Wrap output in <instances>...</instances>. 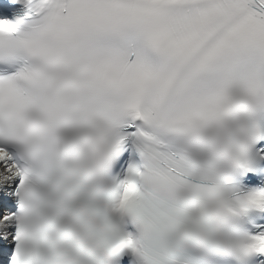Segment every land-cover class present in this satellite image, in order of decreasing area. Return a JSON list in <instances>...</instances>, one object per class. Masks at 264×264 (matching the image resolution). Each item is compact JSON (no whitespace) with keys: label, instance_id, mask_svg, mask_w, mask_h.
Segmentation results:
<instances>
[{"label":"snow or ice","instance_id":"obj_1","mask_svg":"<svg viewBox=\"0 0 264 264\" xmlns=\"http://www.w3.org/2000/svg\"><path fill=\"white\" fill-rule=\"evenodd\" d=\"M0 264H264V0H0Z\"/></svg>","mask_w":264,"mask_h":264}]
</instances>
